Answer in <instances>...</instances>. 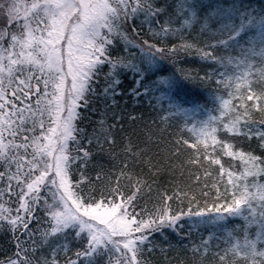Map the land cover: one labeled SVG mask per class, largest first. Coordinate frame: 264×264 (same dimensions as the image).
<instances>
[{
  "label": "snow or ice",
  "instance_id": "obj_1",
  "mask_svg": "<svg viewBox=\"0 0 264 264\" xmlns=\"http://www.w3.org/2000/svg\"><path fill=\"white\" fill-rule=\"evenodd\" d=\"M213 240L264 264V0H0V264H208Z\"/></svg>",
  "mask_w": 264,
  "mask_h": 264
},
{
  "label": "trees",
  "instance_id": "obj_2",
  "mask_svg": "<svg viewBox=\"0 0 264 264\" xmlns=\"http://www.w3.org/2000/svg\"><path fill=\"white\" fill-rule=\"evenodd\" d=\"M254 3H256L257 5L259 4V0H253ZM181 60H187V62H181L178 63L177 65H174L175 67H178L179 69H198L200 67L199 62H197V58L195 57V54H193L192 57H186V54L181 53ZM213 79H219V77H213ZM186 87L187 90L189 91L190 95H196L199 96L201 98H206L208 95L207 92V88H205L203 85H200L199 83H193L191 81L186 82ZM223 87V86H221ZM207 106H211V104L207 105ZM182 128L183 126V122L179 121L178 122ZM176 132V127L175 124L173 125L172 131L170 133H165L166 137H169L172 135V133ZM181 135H183L184 138H188L190 135H192L190 132H188L187 129H183V131L181 132ZM173 139H175V136H172ZM166 143L168 142L167 139L165 141ZM188 151H190V147L189 146H185V145H181V157L187 155ZM173 160H178L180 159V157H176L173 156L172 157ZM229 158H225L226 161H228ZM233 168L235 169L236 164L233 162L232 163ZM226 167H227V163H226ZM147 171V170H146ZM185 173H187V168L184 169ZM179 177V173H173L171 176L169 175L168 171H164L160 176H159V180L164 182V183H168L170 180H176ZM154 179L157 177H153ZM217 179H219V177H217ZM207 183H211V180H207ZM232 222H238V221H232L230 220V223ZM185 230H187V225H185ZM210 231H212L211 229H209ZM194 231V236L192 237V239L194 241H198L201 238V232L196 231V229H193ZM208 232H203L204 236H207ZM219 235V234H217ZM213 247L210 250V253L208 255V264H211L213 255L216 254V252L218 251L216 245L219 244V250H222L225 245L222 242V240L217 241V240H213L212 241ZM190 248V245H189ZM221 254H223L221 252ZM167 256L169 258V260H171L172 257H175L176 260H183L185 262V264H191V252H185V251H180V252H173V251H169L167 253H155L154 256L156 258L157 264H160V262L163 260L164 256ZM172 264H175V261H172ZM216 264H219V257H216ZM238 264H240L239 260H238Z\"/></svg>",
  "mask_w": 264,
  "mask_h": 264
},
{
  "label": "rangeland",
  "instance_id": "obj_3",
  "mask_svg": "<svg viewBox=\"0 0 264 264\" xmlns=\"http://www.w3.org/2000/svg\"><path fill=\"white\" fill-rule=\"evenodd\" d=\"M205 115H207V113H206ZM205 115H200V116H198V117H197V119H199V120H202V119H204V118H205ZM189 122L191 123L192 121H191V120H189Z\"/></svg>",
  "mask_w": 264,
  "mask_h": 264
}]
</instances>
